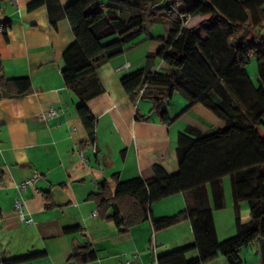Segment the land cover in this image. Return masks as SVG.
Segmentation results:
<instances>
[{
    "label": "crops",
    "instance_id": "1",
    "mask_svg": "<svg viewBox=\"0 0 264 264\" xmlns=\"http://www.w3.org/2000/svg\"><path fill=\"white\" fill-rule=\"evenodd\" d=\"M32 1L12 4L0 0V12L6 17L0 24V77H28L31 81L26 94L0 98V258L44 251V257L21 264H119L122 256H131L133 264H156L158 256L192 243L189 220L162 230H154L146 220L124 230L99 215L91 196L101 182L113 192L116 180L150 177L154 166L168 175L176 173L178 134L190 127L201 132L216 129L191 110L178 117L188 104L179 92L166 105L171 121L164 123L151 110L148 98L132 101L121 85L122 76L139 68L151 73L166 68L161 59L147 56L145 38L147 34L165 35L169 23H151L156 33L149 26L143 37L97 68L103 91L85 102L96 119L91 143L76 112L79 99L61 75L62 53L74 38L63 10L73 0H42L30 10ZM58 15L53 23L52 17ZM261 16L264 25V5ZM193 18L202 21L208 17H190L185 26L200 22L189 25ZM195 32L204 38L199 28ZM246 73L251 79L247 69ZM50 106L58 114L40 119V113ZM263 127L258 128L262 134ZM36 173L40 177L19 193L16 185ZM221 184L225 206L212 213L217 238L224 241L236 234V219L245 224L250 215L246 201L234 206L228 176L222 177ZM200 196L203 203L212 205L206 185L202 190L178 192L152 202L151 214L175 215L196 205ZM17 199L31 223L19 218L14 207ZM94 211L97 215H92ZM76 226L80 230L64 232V228ZM80 247L92 250L95 257L81 261L77 255ZM263 253L264 241L256 240L238 255L242 264H262ZM195 256V251L186 254L187 258ZM204 264L228 263L218 256Z\"/></svg>",
    "mask_w": 264,
    "mask_h": 264
},
{
    "label": "trees",
    "instance_id": "2",
    "mask_svg": "<svg viewBox=\"0 0 264 264\" xmlns=\"http://www.w3.org/2000/svg\"><path fill=\"white\" fill-rule=\"evenodd\" d=\"M41 4L42 0H34L28 9ZM263 5L264 0H73L63 10L74 38L62 53L61 75L79 99L76 112L91 143L96 119L85 102L103 91L97 68L121 54L157 20L169 23V28L165 35L147 34L145 50L148 57L161 59L166 68L153 73L139 68L120 78L122 87L132 101L148 98L151 110L164 123L171 121L166 105L179 92L188 104L178 117L191 110L216 126L205 132L190 127L178 134L176 173L168 175L154 166L150 177L116 180L113 192L101 182L91 196L99 215L124 230L146 220L154 230L189 220L192 243L158 256V264H204L218 256L228 264H242L239 250L256 240L264 241V134L258 130L264 125ZM195 16L208 18L195 27L185 26ZM57 17H52L53 23ZM252 58L257 64L256 85L246 73ZM30 88L28 77H0V98L23 95ZM223 176L230 179L234 206L248 203L250 221L242 224L237 218L236 234L220 241L212 210L225 206ZM206 185L211 206L200 196L196 205L175 215L151 214L152 202L178 192L202 190ZM77 230V226L64 228L65 233ZM84 248L77 253L81 261L95 257ZM190 251L197 256L187 258ZM45 254L34 251L0 258V264L30 262Z\"/></svg>",
    "mask_w": 264,
    "mask_h": 264
},
{
    "label": "built area",
    "instance_id": "3",
    "mask_svg": "<svg viewBox=\"0 0 264 264\" xmlns=\"http://www.w3.org/2000/svg\"><path fill=\"white\" fill-rule=\"evenodd\" d=\"M10 3L16 4V0H10ZM5 20H6L5 15L2 12H0V24L3 23ZM142 92H143V88L139 90V95H141ZM57 114H58V111L54 107L50 106L46 111H42L40 113L39 117L42 120H46L47 118L52 117V116L57 115ZM77 152H78L81 160L84 162L85 157L82 153V150L78 149ZM39 177H40V175L36 173V174L32 175L31 177L24 179L21 183L16 185L17 191L19 193L24 192L26 190L27 186L33 184L35 182V180H37ZM14 207L17 210L18 216L22 221H25L27 223L32 222L31 218L25 217V214H24L23 209H22V201L20 199H17L15 201ZM92 215H97V211H94L92 213ZM119 264H133V258L131 256H122L120 258ZM156 264H158L157 260H156Z\"/></svg>",
    "mask_w": 264,
    "mask_h": 264
},
{
    "label": "rangeland",
    "instance_id": "4",
    "mask_svg": "<svg viewBox=\"0 0 264 264\" xmlns=\"http://www.w3.org/2000/svg\"><path fill=\"white\" fill-rule=\"evenodd\" d=\"M106 0H100V2H105ZM143 2L149 1V0H142ZM203 18H193L189 20V25H195L198 21H200ZM154 24V23H153ZM159 24V23H157ZM150 31L151 33H156L157 31H153L151 24H150ZM145 35L142 34L141 36L143 37ZM246 69L248 70L249 75L251 76V79L253 80L254 83L257 82V64L254 58L251 59V61L246 65ZM264 129V127H263Z\"/></svg>",
    "mask_w": 264,
    "mask_h": 264
}]
</instances>
